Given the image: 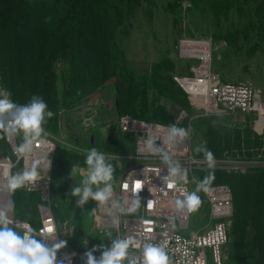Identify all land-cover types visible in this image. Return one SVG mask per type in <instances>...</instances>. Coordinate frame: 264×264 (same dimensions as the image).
<instances>
[{
  "label": "rangeland",
  "instance_id": "rangeland-1",
  "mask_svg": "<svg viewBox=\"0 0 264 264\" xmlns=\"http://www.w3.org/2000/svg\"><path fill=\"white\" fill-rule=\"evenodd\" d=\"M151 2V4L144 3L137 9L134 16L126 17L124 23L117 29L115 41L124 58V66L134 71L139 77L151 78L157 72L160 73L161 69L166 70V67L172 77L189 76L192 67L199 62L181 58L180 42L184 39L212 38L213 72L219 74L223 82L250 83L264 97V21L254 12L259 2L241 1L240 6L234 8L226 17L219 18L202 5L192 6L189 0H180L178 5H173L175 0H151ZM55 68L59 75L62 129L58 127L56 131L49 132L59 140L64 138L68 145L57 141L59 149L52 165L51 204L59 225L61 241L66 242L67 247L76 251L82 264H85L86 251L101 244L110 247L111 239L117 236L114 229L103 230L97 227L95 211L100 205L95 201L90 200L83 209L75 206V200L78 197L71 196L72 185L79 186L82 177L87 174L84 159L87 151L95 147L110 158V162L118 173V177L115 178V189L121 173L130 166V162L122 157L134 155L137 135L124 133L122 135L116 129L117 118L120 116L116 77L108 79L103 85L81 97V100L74 102L66 99L62 91L61 73L65 65L58 61ZM0 72H2L1 69ZM1 88L4 89L2 85ZM183 97L188 104V109L161 96L150 87V84L147 87L149 106L162 107L168 112L172 117V123L169 126L175 124L192 130L193 152L196 156H204L202 152L195 151L197 146H202L205 142L204 130L197 125L200 120H209L221 129L222 133L226 128L231 127L249 129L251 134L258 136L263 142L261 152L254 159L233 158L227 155L215 158L216 160L231 159L250 162L251 164L248 165L251 166L245 173L228 172L220 168L207 169L203 171L204 173L209 171L233 174H246L250 171L264 172V121L254 115L203 117L184 92ZM180 111H185L188 118L178 125L176 118ZM112 137L119 138L118 147L112 145ZM0 149L3 155L13 161L16 160L5 139H0ZM200 172H193L196 182L191 183V191L196 189L197 182L200 181ZM34 195L17 190L13 192L16 220L28 221L32 224L38 221L33 204L30 202ZM198 195L201 198V205L191 218L189 228L181 232L184 235L201 232L216 222L211 218L210 206L203 191L201 190ZM19 197L22 200L21 204L18 203ZM26 204H30V207L27 208ZM231 228L227 246L230 256L226 264H256L257 249L254 231L250 229L244 239L237 242L233 235V227ZM93 254L99 258L101 251ZM208 255L210 256L209 253Z\"/></svg>",
  "mask_w": 264,
  "mask_h": 264
},
{
  "label": "trees",
  "instance_id": "trees-1",
  "mask_svg": "<svg viewBox=\"0 0 264 264\" xmlns=\"http://www.w3.org/2000/svg\"><path fill=\"white\" fill-rule=\"evenodd\" d=\"M189 1L194 7L202 5L218 18L226 17L240 6L241 1H257L259 4L254 12L264 21V0ZM179 2L175 0L173 5ZM144 3L152 2L0 0L1 85L11 93L12 100L17 104L27 103L33 95L41 96L48 110L54 113L44 127L48 131H56L60 122L61 98L55 64L61 61L65 65L61 74L66 99L78 102L108 79L116 77L120 116L169 126L172 123L170 114L162 107L149 106L147 87L150 84L161 96L188 109L183 90L167 67L151 78L137 76L124 66V58L115 41L118 27L126 17L134 16ZM197 125L203 128L206 148L213 153L214 159L224 155L254 159L261 152L262 139L251 134L249 129L231 127L222 133L209 120H200ZM116 129L123 135L118 125ZM112 140V145L118 147L119 138L112 137ZM208 173L201 171L200 181ZM214 175L215 179L209 186L226 185L233 195L234 238L241 242L252 229L257 249L256 264H264V172L233 174L214 171ZM114 177H118L116 171ZM20 197L19 204L22 202ZM30 202L38 218L36 223L31 224L37 229L40 226L36 209L39 197L34 195ZM26 206L28 208L30 204ZM230 236L231 231L229 239Z\"/></svg>",
  "mask_w": 264,
  "mask_h": 264
},
{
  "label": "built area",
  "instance_id": "built-area-1",
  "mask_svg": "<svg viewBox=\"0 0 264 264\" xmlns=\"http://www.w3.org/2000/svg\"><path fill=\"white\" fill-rule=\"evenodd\" d=\"M180 56L183 59H193L199 63L193 66L189 76H175L174 81L183 90L185 95L191 99L195 107L203 117H223L234 115H254L261 121H264V97L263 94L255 89L252 84L247 82H223L221 76L212 70L213 58V40L205 38L201 40L184 39L179 45ZM200 51L197 55L196 52ZM191 82L194 93H188L182 81ZM0 89L1 85H0ZM188 118L185 111H180L176 124L180 125ZM116 125L124 134H135L137 140L135 143L134 155L123 156L130 162V166L121 173L117 186L114 189L113 199L122 203L125 199L131 202L132 189L136 181H143L142 189L138 195L141 199V207L136 213L131 215H121L114 210L113 216L107 214L108 208L105 206L95 211L97 215L95 222L97 227L103 230L114 229L116 236L120 238L133 237L137 242L145 241L146 237L151 238L153 243H163L170 258V264H226L229 259L227 246L229 244V234L233 223V195L231 189L226 185L209 186V190L203 193L209 203L211 218L215 223L201 232H191L184 235L181 232L187 230L190 226L191 218L195 214L179 212L175 209V200L180 193L176 188L169 189L164 182V177L168 176V168L162 160L150 153L143 151L144 141L148 135L157 137L156 145L162 146L163 138L169 126L150 123L146 121L132 119L129 116H120L117 118ZM62 129V121L59 122ZM190 135L182 143L171 150L174 160H178L182 169L187 170V183L178 182L176 187L191 191V183L196 182L193 177L194 171H205L208 168V162L204 157L196 156L193 152L192 130L187 128ZM47 132V142L49 145H55L52 152L48 154V159L53 165L54 158L59 149L57 141L68 145L63 140L57 139L51 132ZM6 144L11 152L15 144L20 143V138L7 139ZM202 146L206 147L204 142ZM40 146L37 145L39 150ZM15 161L8 158L11 163V173L25 167L24 160H18L13 153ZM0 149V160L5 159ZM250 162L242 160H216L214 159V169L220 168L228 172L245 173L251 165ZM211 170V169H210ZM3 178L4 169H0ZM41 177L35 185L28 184L25 187L16 189L23 193L39 195V202L36 205L40 226L35 229L28 221L16 220L14 217L13 192H7L6 204L11 211L13 221L19 222V230L23 231L25 225L40 233L51 226L55 234L60 239L59 225L53 214L51 204L52 192V166L49 171L41 170ZM127 183L128 189L124 190L121 186ZM151 201L152 207L147 204ZM6 204L4 202L0 203ZM128 205H125L127 207ZM110 207V204H109ZM113 217L118 218V223L113 224ZM110 221V224L108 223ZM144 221H151L145 224ZM151 229V231H148ZM39 238V237H38ZM210 254V256L208 255ZM130 254L139 256V250L130 249ZM64 257L70 258V264H75L78 254L73 249L65 245L57 252V259ZM69 264V260H65ZM82 264V262H81Z\"/></svg>",
  "mask_w": 264,
  "mask_h": 264
},
{
  "label": "clouds",
  "instance_id": "clouds-1",
  "mask_svg": "<svg viewBox=\"0 0 264 264\" xmlns=\"http://www.w3.org/2000/svg\"><path fill=\"white\" fill-rule=\"evenodd\" d=\"M50 19V18H48ZM54 113L48 110V105L39 95H33L25 104H17L11 98V93L7 89H0V139H14L19 137L20 143L12 148L18 160L25 161V167L11 173V163L6 157L0 160V169H5L7 178L0 175V188L14 192L18 188L28 184L35 185L41 177V170L49 171L51 161L48 154L52 152L55 145L47 142V132L44 125L52 118ZM190 135V132L175 124L167 128L162 141V146L156 145L157 137L148 135L144 141L143 151L158 156L168 168V176L164 177L167 188H176L180 193L175 200V209L179 212L193 213L201 205V198L198 193L203 190L207 192L209 185L215 179L214 171H209L202 181L197 182L196 189L186 191L176 187L178 182L187 183V170L182 169L178 160H174L170 152L178 144L182 143ZM37 145L40 146L39 150ZM197 153H203L208 168L214 169V155L205 146H197ZM87 166V174L82 177L80 185L71 188L75 206L83 209L90 200L95 201L100 206H107L109 216H113V210L121 215H131L141 207V199L138 195L142 189L143 181H136L132 189L131 202L127 199L123 204L113 199L114 196V166L110 158L97 148L92 147L87 151L84 159ZM128 189V184L121 186ZM110 204V207H109ZM125 205H128L125 207ZM152 207L151 201L147 204ZM113 224L118 223V218L113 217ZM150 224L151 221H144ZM19 222L13 221L6 209H0V264H65L64 257L57 259V252L65 247L64 241H59L53 227L49 226L40 233L25 225L23 231L18 230ZM151 231V229H148ZM39 237V238H38ZM130 249L139 250V256L130 254ZM101 251V256L97 258L93 253ZM85 264H170V258L163 243H153L151 238L146 237L145 241L137 242L133 237L120 238L117 236L111 239V246L103 244L94 246L84 253Z\"/></svg>",
  "mask_w": 264,
  "mask_h": 264
},
{
  "label": "bare ground",
  "instance_id": "bare-ground-1",
  "mask_svg": "<svg viewBox=\"0 0 264 264\" xmlns=\"http://www.w3.org/2000/svg\"><path fill=\"white\" fill-rule=\"evenodd\" d=\"M199 53H200V51H197V52H196L197 55H198ZM182 84L184 85V87H185V89L187 90L188 93H192V94L194 93V89H193V86H192L191 82H189V81H184V80H183V81H182ZM0 175H1V171H0ZM4 175L7 176V173H6V170H5V169H4ZM4 179H5V177H4ZM7 192H8V191H6V190L0 188V203L4 202V203L6 204L7 196H6L5 194H6ZM0 209H6V210L9 212V214L11 215V211L9 210V207L7 206V204H6V206L0 204ZM108 223L110 224V221H108Z\"/></svg>",
  "mask_w": 264,
  "mask_h": 264
},
{
  "label": "water",
  "instance_id": "water-1",
  "mask_svg": "<svg viewBox=\"0 0 264 264\" xmlns=\"http://www.w3.org/2000/svg\"><path fill=\"white\" fill-rule=\"evenodd\" d=\"M75 264H81V260L79 256L75 259Z\"/></svg>",
  "mask_w": 264,
  "mask_h": 264
}]
</instances>
